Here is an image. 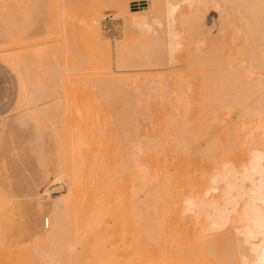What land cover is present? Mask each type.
<instances>
[{
	"label": "bare ground",
	"instance_id": "bare-ground-1",
	"mask_svg": "<svg viewBox=\"0 0 264 264\" xmlns=\"http://www.w3.org/2000/svg\"><path fill=\"white\" fill-rule=\"evenodd\" d=\"M187 1V21L183 20L187 23L182 21L187 27L185 38L183 35L186 42L182 40L186 53L182 84L179 80L181 91L173 97V92L168 91L172 99L167 91L163 93L159 88L156 89L161 93L154 92L155 88L153 92L150 89L151 93L133 90L129 82L130 90L136 91L132 93L128 86L124 87L129 79L113 82L116 87L128 89L130 97L137 94L139 100L136 96L134 100L139 103L138 107L128 103L134 108L133 116L137 117L134 127L126 124L128 122L123 124V118H119L123 114H119V120L109 119L108 113L114 107L110 108L107 100L108 103L102 101L101 91L85 92L81 82L76 84L82 78L87 79L84 75L91 80V73H115L112 68L114 49L102 34L101 14L111 7L124 15L125 39H130L127 43L130 44L133 40L130 0L64 2L65 8L76 17L72 31L81 39L87 36L92 52L86 61L68 57L65 62L64 80L69 102L66 112H71L68 121H62L64 113L51 116L39 113L38 116L36 129L52 140L57 153L50 151L40 159L33 179L25 187L27 222L15 237L19 242L26 230L31 233L27 238L32 244L19 246L17 241L14 244L9 240L14 228L11 219L14 201L10 191L0 184V264H79L75 247L89 246L88 241L93 238H104L114 214L111 209L124 202H133L138 223L137 241L131 247L122 245L121 251L129 264H201L202 256L209 260L204 259L202 264L210 261L212 264H264V0H223L222 8L219 4L222 0H211L226 18L223 19L225 26L220 27L223 35L218 34L219 40L211 36L205 22L204 9L209 0ZM164 9L167 14L168 9L166 12ZM177 26L172 28L177 29ZM196 36L202 37V45H195L201 40H196ZM170 37L172 41V35ZM126 40L115 49L114 61L117 66L126 65L131 71L138 57H134L137 51L131 56L132 43L127 45ZM160 41V57L156 54L157 43L156 51L150 47L144 49L148 50V55L143 50L138 61L150 64L149 61L156 59L155 53L166 62L168 58L162 50L169 49L174 40ZM2 45L0 50L4 51ZM126 50L131 53L127 54ZM4 53L0 56L9 63L10 55ZM21 64L16 62L17 70L25 75L27 70ZM51 71H47L48 74H57L56 68ZM136 82L133 88L137 85L135 88L140 89L147 83L139 86L141 82ZM108 87L110 85L105 83L101 90L104 92ZM123 92L120 93L124 96ZM127 92L122 101L133 102L126 96ZM130 107L127 109L131 112ZM96 111L105 112L99 121L94 118ZM61 139H69L67 148H60ZM96 139H105L100 154L95 150ZM121 139H136L133 164L129 143L123 150ZM94 150L100 155V158L97 155L99 160L93 161ZM54 177L60 182L67 178L69 189L59 191L58 196L45 204L37 198L38 190ZM34 205L38 206L36 210H33ZM42 212L47 213V220L50 226L52 224L46 232L35 228ZM196 255H202V259L191 263Z\"/></svg>",
	"mask_w": 264,
	"mask_h": 264
},
{
	"label": "rangeland",
	"instance_id": "rangeland-1",
	"mask_svg": "<svg viewBox=\"0 0 264 264\" xmlns=\"http://www.w3.org/2000/svg\"><path fill=\"white\" fill-rule=\"evenodd\" d=\"M66 1L67 0H0V42H2L0 43V45L3 44L2 46H4V51L2 49L0 50V52L3 54L6 51V53L8 52L6 55H10L9 63L5 62L4 58L0 56V184L6 187L13 196L14 206H13V213L11 214V219L13 221L14 228H12L10 232L9 240H13L14 244L17 241L16 240L17 238L15 236L16 235L18 236V230L22 226L25 227V224L27 222L28 205L25 204L26 184L33 179L34 173L39 167L40 159L45 154L50 153V151H52L53 154L57 153L53 150L54 146L52 140L49 139L48 136L43 135L42 130L36 129V125L40 121V118L38 116L41 114L46 116L49 115L51 116L54 113L57 114L64 113V115H62L63 116L62 121L64 122L68 121L69 117H71L70 115L71 112H66L68 111L67 105L69 104V102L67 100V90L65 87V80H64L66 78L65 62L69 60L67 59L68 57H73L80 61H86L88 60V57L91 56V52H92L90 46L91 44L87 40L88 38L86 39L87 36L86 37L83 36V39H81V37H77L72 31L73 29L72 27L75 25L74 19H76V17H74L71 14V12H69L65 8L64 2ZM162 1L164 0H152V1L130 0V8L132 10L131 16L133 20L132 22L133 23L135 22V24L132 23L133 27L131 32L132 34L133 33L134 34L133 35L131 34V37L133 39L130 42V44L132 43L131 45L127 44L130 41V39L129 41L125 39L127 24L125 18L123 17L124 15H122L120 11H116L111 7L105 8L101 14V16H103L101 18L102 34L104 36L105 41L110 43L112 48L114 49L112 51L113 52L112 68H114L113 70L115 73L107 74L106 72L104 73L101 72L102 75L101 73H97V72L95 73L96 75L91 73V75H94L92 76L93 79L90 74L89 76L91 80L88 78V75H84L83 77H86L87 79L82 78V80H79V82H76V84L77 83L79 84L81 82V85H83L81 86L82 89L86 88L84 90L85 92H87L88 90L101 91L102 96L104 97L103 98L104 100L102 101L107 100L108 102L111 103V106L110 104L107 105L110 106V108L114 107L110 111L111 113L109 112L108 113L109 115L107 114L109 119L117 120L118 117L123 114V117L121 116L119 117V118H123L121 119L123 124L128 122L126 124L130 123L131 126L133 127L135 126L137 122L135 119L136 116H133L134 112L132 113V111L134 108L132 109L130 107V104L133 105V107H138L137 105H139V103L137 104L136 101L139 99L137 98V94H133L136 96L134 97L137 99V100L135 99L136 100L135 101L134 97L132 96L130 97L129 95L130 92L129 93L127 92L128 89L127 90L124 89V87L125 88L129 87V85H127L129 82L131 83L132 86L131 88L133 90L138 89V91L140 92L144 91V93H147V91L149 92L150 89L151 92H153L156 88H159V90L163 91V93H165L166 91L173 92L171 93L172 96L173 94H177L178 92H180L182 89V88L180 89L181 85H179V80L181 82L180 84H182L183 81L182 79L185 73L184 70L185 60L183 59H185L184 56L186 53L185 51L186 45L184 44L186 42V39L184 40L185 38L184 29L187 27V24L186 25L183 24L185 22L183 20L187 21L186 19L187 12H185V10L188 11L187 9L188 7L186 6L188 4V1L165 0L163 4ZM222 2L223 0L219 4L221 5ZM208 3H209L208 6L205 7L206 9H204L206 12L203 10V8H202V12L204 11L205 12L204 14L207 16V17L205 16L206 17L205 22H207L206 23L207 28L209 29L210 27L209 30L211 32V36L214 38L216 37V39L219 40L217 37H219L218 36L219 33L221 34L220 27L222 26L221 27L222 29L225 26L226 18L224 17L225 16L224 14L223 16L220 13L221 12L219 10L220 8L213 5L215 2L209 0ZM164 4L165 7L167 6L166 9H164L165 8ZM222 5L220 6L221 8L223 7ZM225 7L229 9L228 6ZM163 9L165 10V12L168 9L167 12L168 11L169 12L166 14L164 13ZM228 11H230V9ZM133 12H135L136 14L133 15L134 14ZM161 12H163L164 14L161 15L162 14ZM184 12L185 14L183 15ZM119 13L121 14L119 15ZM166 15H167L166 21L169 18L168 19L169 21L167 22L164 20V17ZM182 15L183 16L186 15L184 19H182L183 18ZM171 18L173 22L175 19H177L178 22L177 20H175L176 23L170 22ZM78 21L81 22V19H78ZM223 21L225 22L224 25H223L224 23ZM161 25H163V27ZM176 26L177 29L172 28ZM133 28L134 29L136 28L135 31ZM169 28L172 31H170ZM170 32L172 34H170ZM171 35H172V41L174 40L173 41L174 43H172V45L175 46L171 48L172 45H170L171 47H168L169 49L166 50L165 49L166 47L164 48V45H161L162 46L161 48L165 49V50L163 49L162 52L164 53L165 57L168 58L166 62L165 61L162 62L161 61L162 58H159L161 50L158 45L161 42L160 41L161 39L165 40L163 41V43L172 42L170 41ZM222 35L223 34H221V36ZM168 36L170 39H168ZM160 37L161 39L159 40ZM197 38L199 37L196 36V40ZM179 39L181 42L179 41ZM125 40L127 41L126 44L130 45L129 47L132 46L131 48L129 47L128 48L132 52L131 56L135 54L134 57L135 58L138 57L136 59L138 60L141 59L142 57L141 54L143 55V52L145 51L144 49L150 47L152 49L154 48L155 50L156 49L155 47L157 46L158 48L156 49L157 50L156 54H158L159 57L154 53L156 59H152L151 61H149L150 64L147 62L146 65H143L145 63L136 60V62L137 61L140 62V65L139 66L136 65L137 63L135 62V65L133 64L134 65L133 68L131 67V71L130 68L127 67L126 65L125 67L123 66L124 68L117 66L116 62L114 61L116 59L114 52L115 49H118L117 46L123 45V42ZM176 40L178 41V43ZM182 40H184L185 42ZM199 40L200 41L198 42L200 44H195V45H202V41H203L202 37L199 38ZM155 44H157V46ZM127 45H125L124 48H127ZM124 50L125 49H123V52ZM130 51H127V54H129ZM133 51H137V53H134ZM3 55H5V53ZM151 55L152 53L150 54V57ZM153 60L157 61V63L152 64ZM164 60L166 59L164 58ZM19 61L20 63L22 62V64H24L23 69L27 70L26 71L27 73L25 75H21L17 70L16 62ZM180 61L183 62L181 63L182 65L180 64ZM158 64H161L162 66ZM135 66L138 70L134 68ZM126 67L128 70L125 69ZM146 67L148 68V70L146 69ZM55 68L57 69V74L56 72L53 75L48 74L47 71L50 70V72H52L51 70ZM120 69L121 71L123 69L126 72L125 71L118 72V70ZM134 69L136 70L134 71ZM156 76H158V78ZM159 77L162 80L159 81ZM121 79L122 80L129 79L131 81L126 80L125 83L126 85L122 88L114 86L115 83L113 82L114 81L118 82ZM136 80L137 82L140 80L141 83L140 82L138 83H140L141 85L138 84ZM133 81L136 82L139 86H142V84H144L145 82L147 83L149 82L148 84L146 83L147 85L146 84L144 85L146 86L153 85V87L152 86L144 87L143 85L142 88L140 87L139 89V88H135L137 86L136 85L134 89L133 86L135 85V83ZM176 82L179 85V89H178V85L175 86ZM99 83H101V85ZM105 83H108L110 87L105 88L104 91L105 93H104L101 90V86H103ZM161 83L162 85L163 84L166 85L162 86ZM156 85L159 87H156ZM153 88L155 89L152 90ZM132 89L130 90L129 87V91H132V93L137 91V90L133 91ZM24 90L26 91L25 94H24ZM123 90L125 93L126 92L128 93L126 94V96L129 97V99L132 98V101L134 100L136 103L134 101L126 103L124 100L123 102L122 99L124 98L122 97L125 96V93L123 92L124 96L120 93ZM159 90L156 89L154 92H157ZM84 91L82 90V94L84 93ZM169 92L166 94L167 96L170 97ZM128 103L130 104L128 105ZM123 105L124 107H122ZM129 107L131 109V112L129 109H127ZM96 112H95L96 116H94L95 113L93 114V116L94 118L97 117L96 120L99 121L100 117L102 116V114H105V112L104 113H102L101 111H96ZM112 112L114 113L112 114ZM129 112L132 114L129 115L128 114ZM67 113L69 116L66 117ZM68 140L69 139H61L60 148H67ZM104 140L105 139H96V144H95L96 148L95 146L94 148L98 153L102 152L103 146L105 145ZM127 142L129 143L130 146V153L132 155L131 158L133 164L134 163L133 158L135 156L134 153L135 149L133 150V148H135V145L133 147V144L136 143V139H121L120 143H121V148L123 150ZM95 150L93 152L94 155L97 153ZM99 154H96L95 157L93 155L94 157L93 161L99 160L100 158ZM58 155L61 156V153H58ZM97 155H99L98 156L99 158L97 157ZM62 180H63L62 184L64 185V188L60 187L56 190L65 192L69 189V181L65 177ZM59 182L60 181H58L57 177L52 178L49 182H47L46 184H44L39 188L37 198L43 203L48 204L51 200H53V198L58 196L60 192L52 197L44 198L42 195V191L47 186L52 184H58ZM122 204L120 205L117 204L111 209L112 213L114 214L111 215L110 225L109 224L107 225V229L108 228L109 229L107 230L106 233L108 234H105L106 236L104 238H93L91 241H88L89 246L87 245L83 246L80 244L75 247L74 253H77L79 255V259H80L79 264H100L102 262H105L106 264H129L128 262L129 260L126 257V254L123 253L121 250L124 246L131 247L137 241L138 234L136 232H138V230L136 228L138 226V223L134 218L135 207L133 205V202L132 203L124 202L123 204L124 206ZM37 207H38L37 205H34L33 210H36ZM129 210L130 212L128 213ZM114 211L118 213V215ZM123 215L125 216L123 217ZM47 218L48 215L45 212H42L41 214L38 215L35 222V228L37 231L40 230L42 232H46L50 230L52 224L50 228H46L45 226V221L47 220ZM117 222H119V224L123 223L122 228L119 227V224ZM111 224H114L115 226ZM126 226L128 228L126 229L127 232L125 230ZM116 227L118 229H116ZM112 230L114 231L111 232ZM23 231L24 232H22V237L20 239L21 241L20 240L19 242L17 241L19 243V246L32 244L29 238H27V236L29 237L31 233L26 230ZM119 232H121L120 233L121 235L119 234ZM131 232L133 233L131 234ZM122 234L124 235V237L125 236L126 237L124 238ZM85 240L87 241V239ZM98 252H102V253H98ZM201 256L202 255H196L195 256L196 258H193L194 260L195 259L196 260L195 261L191 260V263H198L199 260L202 259ZM202 257H204L203 258L204 260L205 256ZM203 260H201V264ZM205 260L208 259L206 258ZM210 262H208V264H210Z\"/></svg>",
	"mask_w": 264,
	"mask_h": 264
},
{
	"label": "built area",
	"instance_id": "built-area-1",
	"mask_svg": "<svg viewBox=\"0 0 264 264\" xmlns=\"http://www.w3.org/2000/svg\"><path fill=\"white\" fill-rule=\"evenodd\" d=\"M60 187L64 188V185L62 184V182H59L58 184H52V185L47 186L42 191L43 197L44 198H49V197H52V196L58 194L59 191L56 190V189H58ZM45 226H46V228H49L50 224H49L48 220L45 221Z\"/></svg>",
	"mask_w": 264,
	"mask_h": 264
}]
</instances>
